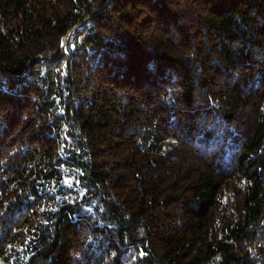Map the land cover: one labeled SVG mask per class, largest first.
Instances as JSON below:
<instances>
[{
	"label": "trees",
	"instance_id": "1",
	"mask_svg": "<svg viewBox=\"0 0 264 264\" xmlns=\"http://www.w3.org/2000/svg\"><path fill=\"white\" fill-rule=\"evenodd\" d=\"M0 264H264V0H0Z\"/></svg>",
	"mask_w": 264,
	"mask_h": 264
},
{
	"label": "rangeland",
	"instance_id": "2",
	"mask_svg": "<svg viewBox=\"0 0 264 264\" xmlns=\"http://www.w3.org/2000/svg\"><path fill=\"white\" fill-rule=\"evenodd\" d=\"M78 27H79V26L77 25V26H75L73 29H71V30L68 32L67 36L65 37V40H64V42H63V48H64V51H67L68 43H69V41L73 38L74 33L76 32V29H77Z\"/></svg>",
	"mask_w": 264,
	"mask_h": 264
},
{
	"label": "water",
	"instance_id": "3",
	"mask_svg": "<svg viewBox=\"0 0 264 264\" xmlns=\"http://www.w3.org/2000/svg\"><path fill=\"white\" fill-rule=\"evenodd\" d=\"M78 26H80V24H79ZM66 36H67V35H66ZM62 48H63V45H62ZM63 51H64V48H63Z\"/></svg>",
	"mask_w": 264,
	"mask_h": 264
}]
</instances>
